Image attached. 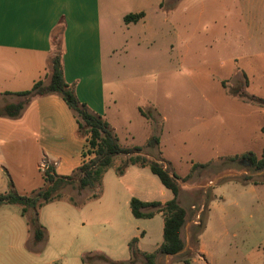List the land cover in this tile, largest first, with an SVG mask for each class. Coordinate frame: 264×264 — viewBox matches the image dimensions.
Returning <instances> with one entry per match:
<instances>
[{
	"label": "rangeland",
	"instance_id": "374dc122",
	"mask_svg": "<svg viewBox=\"0 0 264 264\" xmlns=\"http://www.w3.org/2000/svg\"><path fill=\"white\" fill-rule=\"evenodd\" d=\"M161 1L99 0L103 91L120 146H140L148 160L179 176L194 163L206 165L178 182L187 210L183 249L165 261L157 252L161 213L132 216L131 197L166 201L172 193L148 167L129 165L118 175L127 159L119 154L99 188L61 189L79 206L63 198L37 210L45 230L39 243L27 223L32 210L21 216L18 206L1 205L0 264H110L99 255L122 262L131 257L132 238L135 264L149 252L155 264H264V170L254 171L242 158L264 147L258 102L264 99V0H163L162 9ZM139 9L144 21L126 24L124 15ZM154 135L159 145L146 146ZM5 137L3 132L0 177L7 188L0 193L30 195L43 188L41 171L28 175ZM98 190L99 197L87 200Z\"/></svg>",
	"mask_w": 264,
	"mask_h": 264
},
{
	"label": "crops",
	"instance_id": "0c3cea01",
	"mask_svg": "<svg viewBox=\"0 0 264 264\" xmlns=\"http://www.w3.org/2000/svg\"><path fill=\"white\" fill-rule=\"evenodd\" d=\"M137 12H143V17L134 24L146 18L144 9L130 13ZM55 41L60 47L65 81L78 100L101 115L115 134L103 91L99 0H0V107L17 101L12 92L29 89L38 79L47 81ZM3 132L7 148L27 165L28 175L35 169L42 171L45 163L53 164L57 174L66 175L93 156L83 155L86 137L77 135L73 113L56 94L32 98L17 117L0 115L2 162ZM60 165L66 173L56 170ZM6 188L0 177V191ZM171 256L165 255V261Z\"/></svg>",
	"mask_w": 264,
	"mask_h": 264
},
{
	"label": "trees",
	"instance_id": "16d2710c",
	"mask_svg": "<svg viewBox=\"0 0 264 264\" xmlns=\"http://www.w3.org/2000/svg\"><path fill=\"white\" fill-rule=\"evenodd\" d=\"M143 17V12L128 13L124 15L125 23L137 22ZM48 79H38L29 89L12 92L17 96V101L13 103H5L0 107V115L8 117H17L24 106L34 97L48 94L58 95L67 107L73 113L77 124V130L81 136L86 137L85 151L83 155L93 154V156L83 161L70 174H57L52 164L45 163L41 171L45 186L30 195H20L14 190L0 193V206L3 204H12L20 208V215L26 216L29 210L33 215L28 217L27 223L29 230L32 232L34 243L44 240L45 230L38 222L37 210L43 205L66 198L72 205L79 206L73 196L65 195L61 189L67 186H74L78 190L85 188L100 187L103 173L111 165L112 158L116 155L123 154L127 159L123 164L117 167L116 173L122 175L125 168L129 165H139L148 167L152 174L156 175L161 184L169 189L172 197L164 202L158 200L143 201L136 197L129 200V208L133 217L150 218L156 212H160L163 218L162 241L157 252L163 255H175L184 247V241L181 237V231L186 222V209L179 202V185L178 182L188 180L193 171L198 167H205V164L194 163L191 170L186 175L180 177L173 170L161 161L148 160L142 153L140 146L122 147L117 142L116 135L113 133L108 122L99 114L90 111L87 106L80 102L75 95L73 89L67 84L63 76L62 57L60 47L58 45L54 54L50 59V72ZM238 91V90H237ZM241 95V93H238ZM259 104L264 108V99L258 100ZM260 131L264 133V126L260 127ZM159 145L157 136H151L146 141V146L156 147ZM242 158L247 160L254 171L264 170V150L260 155L253 152H245ZM249 176H245L248 179ZM99 190L93 193L87 200L99 197ZM137 238L129 241L128 248L130 259L122 262L111 261L103 255L99 258L110 264H135L133 257L136 255ZM155 253H144V261L142 264H155ZM183 262L189 263L188 259Z\"/></svg>",
	"mask_w": 264,
	"mask_h": 264
},
{
	"label": "flooded vegetation",
	"instance_id": "af4514ba",
	"mask_svg": "<svg viewBox=\"0 0 264 264\" xmlns=\"http://www.w3.org/2000/svg\"><path fill=\"white\" fill-rule=\"evenodd\" d=\"M243 161H245L244 159H243ZM249 163V162H248Z\"/></svg>",
	"mask_w": 264,
	"mask_h": 264
},
{
	"label": "built area",
	"instance_id": "2783aa9c",
	"mask_svg": "<svg viewBox=\"0 0 264 264\" xmlns=\"http://www.w3.org/2000/svg\"><path fill=\"white\" fill-rule=\"evenodd\" d=\"M45 165V164H44ZM44 165H43V167H44Z\"/></svg>",
	"mask_w": 264,
	"mask_h": 264
}]
</instances>
